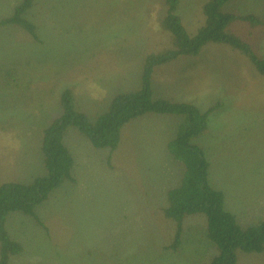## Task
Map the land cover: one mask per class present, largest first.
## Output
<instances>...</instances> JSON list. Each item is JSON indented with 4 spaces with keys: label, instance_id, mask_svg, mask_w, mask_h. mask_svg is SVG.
Instances as JSON below:
<instances>
[{
    "label": "rangeland",
    "instance_id": "obj_1",
    "mask_svg": "<svg viewBox=\"0 0 264 264\" xmlns=\"http://www.w3.org/2000/svg\"><path fill=\"white\" fill-rule=\"evenodd\" d=\"M206 1L181 0L179 15L189 34L203 24ZM22 2L0 0V21ZM165 4L35 0L26 18L40 42L19 26L0 27V135L15 138L11 145L0 137V183L29 184L48 175L41 145L45 129L62 115L66 90L95 120L118 94L142 89L146 58L175 49L174 37L161 26ZM227 11L264 20V0H234ZM229 30L264 59V25L236 21ZM184 59L181 71L164 65L155 71L153 99L201 112L218 107L193 143L226 208L244 227L256 225L264 220V75L223 44L209 43ZM188 126L183 116L147 113L123 127L113 152L94 150L71 129L65 142L75 158L76 183L66 182L36 207L45 227L20 213L9 215L7 230L23 247L10 264H210L216 249L204 214L187 217L180 247L166 249L177 231L164 213L167 194L185 173L167 147ZM237 264H264V254L239 255Z\"/></svg>",
    "mask_w": 264,
    "mask_h": 264
},
{
    "label": "trees",
    "instance_id": "obj_2",
    "mask_svg": "<svg viewBox=\"0 0 264 264\" xmlns=\"http://www.w3.org/2000/svg\"><path fill=\"white\" fill-rule=\"evenodd\" d=\"M234 0H208L203 5L204 21L198 31L189 34L179 15L181 0H165L166 12L161 26L175 40V49L146 58L142 89L135 93L118 94L104 114L92 120L78 110L75 94L66 90L61 99L62 115L44 131L41 153L48 175L36 178L29 184L7 183L0 187V264H10L14 256L23 252L19 242L11 239L6 222L10 214L20 213L34 218L44 226L36 214V207L48 200L50 194L66 182L76 183L75 160L65 145L71 129L87 138L94 149L115 151L120 143L123 127L147 113L183 116L188 123L186 131L169 144L173 158L181 161L185 173L178 187L168 191V207L165 216L177 225L175 240L167 250L175 251L181 245L183 223L189 216H206V234L215 246L216 254L210 264H237L238 253L264 251V220L244 227L225 206L222 192L213 189L208 180L209 163L202 150L193 141L200 137L208 125V117L218 108L201 112L194 105L154 100L152 75L156 67L170 64L185 56L198 55L209 43L229 46L254 64L257 72L264 75V59L229 28L236 21H245L259 28L264 20L254 14L237 15L227 11ZM35 0H23L11 16L0 21V27L16 25L40 42L37 27L26 18ZM45 227V226H44Z\"/></svg>",
    "mask_w": 264,
    "mask_h": 264
},
{
    "label": "crops",
    "instance_id": "obj_3",
    "mask_svg": "<svg viewBox=\"0 0 264 264\" xmlns=\"http://www.w3.org/2000/svg\"><path fill=\"white\" fill-rule=\"evenodd\" d=\"M15 7H16V6H15ZM183 60H185L184 57H181V58L177 59L176 61L171 62L170 64H167V65H164V66L169 67L170 71H171V70H175V69H179V70L181 71V65L185 63V61H183ZM164 66L156 67L155 70H154V72H153V75H152V90H153V95H154V89H155L154 86L158 83V80H157V79H158V74H156L155 71L158 70V68H161V67H164ZM187 70H188V69H187ZM157 98H158V97H157ZM67 135H68V134H67ZM4 136H7V141H12L13 139H15L14 137H13V138H9L8 134H2V135H0V137H2V138H3ZM66 137H67V136H66ZM65 139H66V138H65ZM15 141H16V140H15ZM19 142L23 143L24 141L19 139ZM10 144L13 145L14 142L12 141ZM65 145L67 146L66 142H65ZM67 148L70 150V148H69L68 146H67ZM94 150H95V149H94ZM167 150H168V147H167ZM70 152H71V150H70ZM71 154H72V152H71ZM9 155H10V153H6V157L9 156ZM72 156H73V154H72ZM73 157H74V156H73ZM74 160H75V158H74ZM42 161L44 162V160H42ZM9 182H10V183L25 184V182H24L23 180H21V179H18V180H11V181H9ZM5 183L7 184V182H2V183H0V187H1L2 185H4ZM1 184H2V185H1ZM10 218H11V216L8 217L7 222H8V220H10ZM7 222H6V227H7ZM8 224H9V223H8ZM243 254H246V255H248V256H253V254H256V253H243V252H239V253H238V257H239V255H243ZM263 254H264V251H263L262 253H260V254H256V255L260 256V255H263Z\"/></svg>",
    "mask_w": 264,
    "mask_h": 264
}]
</instances>
